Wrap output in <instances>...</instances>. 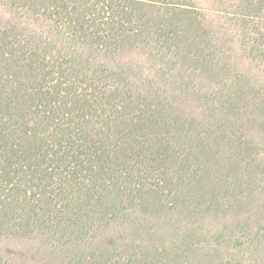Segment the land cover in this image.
I'll return each mask as SVG.
<instances>
[{"label":"trees","instance_id":"16d2710c","mask_svg":"<svg viewBox=\"0 0 264 264\" xmlns=\"http://www.w3.org/2000/svg\"><path fill=\"white\" fill-rule=\"evenodd\" d=\"M214 1L253 41L263 35L251 18L264 16V0ZM0 3L16 16L0 22V233L46 242L58 264H139L105 231L136 210L170 208L164 191L194 175L193 142L164 92L184 59L208 51L212 10L181 0ZM124 51L143 57L122 66Z\"/></svg>","mask_w":264,"mask_h":264},{"label":"rangeland","instance_id":"374dc122","mask_svg":"<svg viewBox=\"0 0 264 264\" xmlns=\"http://www.w3.org/2000/svg\"><path fill=\"white\" fill-rule=\"evenodd\" d=\"M181 1L212 10L206 47L211 52L184 59L164 92L167 111L171 107L193 142L194 175L164 191V198H174L170 208L136 210L126 223L109 225L105 236L123 238L126 262L135 251L139 264H264V33L253 41L227 4ZM256 15L251 19L264 24L263 14ZM11 17L16 16L0 3V22ZM142 57L124 51L116 58L128 66ZM4 230L0 264H58L62 258L46 242Z\"/></svg>","mask_w":264,"mask_h":264}]
</instances>
